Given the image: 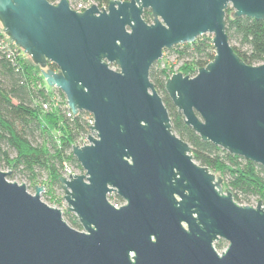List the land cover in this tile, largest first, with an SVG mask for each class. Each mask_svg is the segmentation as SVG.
Listing matches in <instances>:
<instances>
[{"label":"water","instance_id":"95a60500","mask_svg":"<svg viewBox=\"0 0 264 264\" xmlns=\"http://www.w3.org/2000/svg\"><path fill=\"white\" fill-rule=\"evenodd\" d=\"M229 8L264 20V0H110L84 11L70 0H0L6 36L71 111L94 117L89 144L73 146L83 173L60 177L85 232L43 201V185L33 194L0 170V264H264L263 201L238 203L194 160L150 78L165 50L213 35V60L192 77L173 73L167 94L201 139L264 167V63L233 49ZM111 192L126 203L116 208Z\"/></svg>","mask_w":264,"mask_h":264},{"label":"trees","instance_id":"16d2710c","mask_svg":"<svg viewBox=\"0 0 264 264\" xmlns=\"http://www.w3.org/2000/svg\"><path fill=\"white\" fill-rule=\"evenodd\" d=\"M82 1L71 0V4L77 6ZM91 1L98 7L110 2ZM226 15L227 34L233 49L248 64L264 63V20L236 16L232 8L226 10ZM143 18L153 22L149 10H145ZM168 50L183 62L181 72L190 77L197 75L216 54L213 38L206 35ZM48 68L58 69L50 62ZM170 71L169 66L159 67L157 61L151 68L150 78L168 108L172 129L190 144L194 160L219 174L224 188L234 194L238 203L252 205L259 200L264 203V167L204 141L186 124L183 113L166 91ZM58 91L65 100L64 93L48 86L42 68L31 63L24 50L16 46L0 26V169L10 170L8 178L11 180L19 177L33 184L42 183L50 200L56 193L63 195L60 177L66 163L83 173L73 155V146L90 134L86 121L90 113L82 111L69 118L67 108L54 107L52 99ZM48 103L50 108L45 110L44 104ZM65 220L72 226L77 223L76 217L70 214H65Z\"/></svg>","mask_w":264,"mask_h":264},{"label":"rangeland","instance_id":"374dc122","mask_svg":"<svg viewBox=\"0 0 264 264\" xmlns=\"http://www.w3.org/2000/svg\"><path fill=\"white\" fill-rule=\"evenodd\" d=\"M83 1H84L85 4H88V2H91V0H83ZM72 8L73 9H77L78 7L77 8L76 7H72ZM0 26H3V25H1V23H0ZM206 36L213 37V35H210V34H206ZM27 57H28V59L32 63L33 62L32 58L29 57V55H27ZM158 62H159V67L164 68L166 66H169L171 68V71H170L171 74L181 72V68H182V65H183V62H179L177 60L176 56L174 55V53L172 51H169V50H165L164 51L163 58L160 59ZM55 89L56 88H54V90ZM58 93H59V95H61L60 97L63 100L62 94L59 91H58ZM0 170H2V169H0ZM3 171H10V170L6 169V170H3ZM74 173L81 174V172H79V171L74 172ZM217 175H219V174H217ZM9 180H11V179H9ZM11 181H15V182H19V183L26 184L27 185V188H28V191H30L33 194L36 192L35 191V187L36 186H40V185L42 186L43 185L42 183H40V184H33V183H31L29 181H26V180H23V179H21L19 177L15 178V179H13ZM43 187H44L43 192H42V199H43V201L46 202V203H48L50 206L58 207V208H60L63 211L67 207V202L64 200V191H63V195L62 194L61 195H58L56 193V195L55 196H52V199L50 200V198H48L46 196V188H45L44 185H43ZM58 199H59V201H58ZM61 199H63V200L61 201ZM111 199H112V201L115 202V199L113 197ZM257 202L258 201H254L253 204L256 205Z\"/></svg>","mask_w":264,"mask_h":264},{"label":"built area","instance_id":"2783aa9c","mask_svg":"<svg viewBox=\"0 0 264 264\" xmlns=\"http://www.w3.org/2000/svg\"><path fill=\"white\" fill-rule=\"evenodd\" d=\"M60 1L61 0H58L55 3H58ZM70 3H71V0H70ZM92 4H95V3L93 1H91V2H88V4H85L84 1H82L79 4H77V6H75V5L73 6L71 4V7H76V8L78 7L77 9H75L76 11L77 10L78 11H84V10L88 9V7L91 6ZM107 6H108V4L107 5H102L101 7L107 8ZM52 101H53L54 107H56V108L59 107V106H63L64 108H67L68 109L67 112H68V117L69 118H73L76 115L73 111H71V109H69L67 100L66 99L65 100H62L59 94H56L53 97ZM48 108H50L49 103L48 104H44V109L45 110H48ZM86 121L89 123L90 126H93V124H94V117L92 116V114L86 116ZM89 133H90L89 135L93 134L91 132V130L89 131ZM89 135L83 137V139H81L77 143V145L83 146L85 144H89V139H88ZM64 168L65 169H64V172H63L62 176H65V177H68L69 174H72L74 172H77V170L74 167H72L70 164H68V163H66L64 165Z\"/></svg>","mask_w":264,"mask_h":264},{"label":"flooded vegetation","instance_id":"af4514ba","mask_svg":"<svg viewBox=\"0 0 264 264\" xmlns=\"http://www.w3.org/2000/svg\"><path fill=\"white\" fill-rule=\"evenodd\" d=\"M146 10L151 11L150 9H146ZM151 15H152V13H151ZM152 18H153V17H152ZM153 21H154V19H153ZM151 23H152V22H151ZM108 197H109L110 201L115 205L116 208H119L121 205H124V204L126 203L125 199H123V198H122L119 194H117L116 192H111V193L109 194ZM112 197L115 199V202L112 201V199H111ZM178 199H179V198H178ZM63 212H64V218H65V214H70V215H72L73 217H76V222H77L76 225H75V226H72V225H71L73 228H76V229H78V230H80V231H84V232H85V228H84V227L82 226V224L79 222L78 217H77V215H76L75 212H74V213H73V212H69L66 208L63 210ZM183 227H184L186 230L188 229L186 223H183ZM151 239H152V241L155 240V234L151 236ZM227 245H228L227 240H226V239H223V238H221L220 240H217V241L214 242V248H215V250L218 251L219 254H221V253L225 250V248L227 247Z\"/></svg>","mask_w":264,"mask_h":264}]
</instances>
